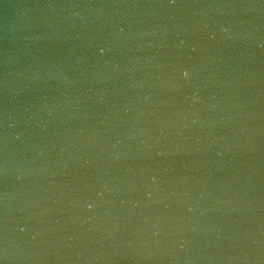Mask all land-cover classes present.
<instances>
[{"label": "water", "instance_id": "obj_1", "mask_svg": "<svg viewBox=\"0 0 264 264\" xmlns=\"http://www.w3.org/2000/svg\"><path fill=\"white\" fill-rule=\"evenodd\" d=\"M0 264H264V0H0Z\"/></svg>", "mask_w": 264, "mask_h": 264}]
</instances>
